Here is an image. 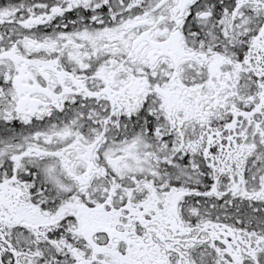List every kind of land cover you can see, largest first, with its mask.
Returning a JSON list of instances; mask_svg holds the SVG:
<instances>
[{"label": "snow or ice", "instance_id": "1", "mask_svg": "<svg viewBox=\"0 0 264 264\" xmlns=\"http://www.w3.org/2000/svg\"><path fill=\"white\" fill-rule=\"evenodd\" d=\"M0 264H264V0H0Z\"/></svg>", "mask_w": 264, "mask_h": 264}]
</instances>
